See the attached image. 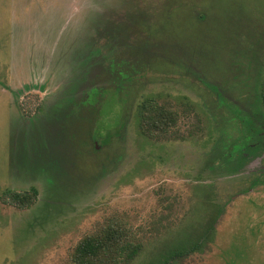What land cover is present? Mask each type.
<instances>
[{
	"label": "rangeland",
	"instance_id": "rangeland-1",
	"mask_svg": "<svg viewBox=\"0 0 264 264\" xmlns=\"http://www.w3.org/2000/svg\"><path fill=\"white\" fill-rule=\"evenodd\" d=\"M263 82L264 0H0V264H72L108 222L130 264H264Z\"/></svg>",
	"mask_w": 264,
	"mask_h": 264
},
{
	"label": "trees",
	"instance_id": "trees-1",
	"mask_svg": "<svg viewBox=\"0 0 264 264\" xmlns=\"http://www.w3.org/2000/svg\"><path fill=\"white\" fill-rule=\"evenodd\" d=\"M123 82L124 80L118 84H124ZM31 89L35 88L20 90L19 94ZM262 90L261 102L264 108V82ZM137 115L141 132L155 138L166 136L177 124L176 114L154 99L143 100L139 104ZM37 195L34 187L23 192L6 190L1 200L22 209L29 208ZM141 249L142 244L126 224L108 222L85 235L76 244L71 261L72 264H130Z\"/></svg>",
	"mask_w": 264,
	"mask_h": 264
},
{
	"label": "water",
	"instance_id": "water-1",
	"mask_svg": "<svg viewBox=\"0 0 264 264\" xmlns=\"http://www.w3.org/2000/svg\"><path fill=\"white\" fill-rule=\"evenodd\" d=\"M97 148V147H96Z\"/></svg>",
	"mask_w": 264,
	"mask_h": 264
}]
</instances>
